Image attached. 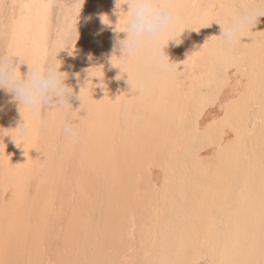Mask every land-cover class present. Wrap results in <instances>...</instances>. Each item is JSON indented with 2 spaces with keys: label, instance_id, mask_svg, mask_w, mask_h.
<instances>
[{
  "label": "bare ground",
  "instance_id": "6f19581e",
  "mask_svg": "<svg viewBox=\"0 0 264 264\" xmlns=\"http://www.w3.org/2000/svg\"><path fill=\"white\" fill-rule=\"evenodd\" d=\"M62 2L0 0V40L6 42L7 32V42L20 49L34 40L31 54L37 62L48 59L64 39L72 41L70 48L56 53L57 70L64 74L65 85L72 89L67 102L80 116L79 135L74 142L65 139L55 127L39 134L35 131L23 134L16 129L23 124L16 94L0 88V223L6 221L22 242L31 243L39 233L46 245L59 235L61 246L102 247L112 239L114 214L124 183L121 169L125 156L134 150H146L148 154H157L155 166L150 171L147 164L138 167L134 192L128 195H135L141 205L151 199L154 206L164 209L160 227L171 230L181 259L189 264H211V243L222 239L225 232L232 240L243 238L250 220L244 189L250 161L244 158V139L223 152L218 140L202 150L199 145H189L179 118L185 108V97L192 93L188 88L178 89L163 72L154 79L145 78L144 65L153 48L145 49L121 70L111 62L114 55H121L120 41L127 35L118 26L120 12H126L128 5L117 8V0H89L85 15L71 27L73 12ZM169 3L217 5L207 11L218 14L224 23L231 25L233 10L219 5L259 4V0H169ZM41 4H51L52 8L21 7ZM178 12L181 19L178 33L183 31L167 42L162 53L170 64L177 66V71H183L184 62L188 61L191 78L193 58L197 64L209 67L219 61L222 45L212 37L220 36L222 29L215 20L207 26L199 22L205 19L204 10L196 14L183 9ZM38 15L47 17L43 36L34 30ZM251 31V37L245 35L232 46L235 49L232 57L247 72L238 77L235 70H230L231 85L222 96L225 102L237 101L233 109L241 114L242 137L247 97L234 94V90L238 87L237 80L247 84L251 78L254 84L258 83L261 60L258 33H264V15L256 18ZM41 40H46V45ZM13 63L19 64L22 74L27 72V64L20 63L19 58H13ZM94 67L101 69L102 77L89 76L88 69ZM129 80L143 86V99L133 97L139 92ZM204 80L193 81L192 89H198ZM81 89L85 96L81 107L86 111L80 107ZM246 91L239 88L241 94ZM213 114L222 115L219 107L205 113L201 127ZM29 118L32 119L30 114ZM46 118L58 120L59 116ZM233 139L231 132L226 133L224 144ZM234 177L239 179V187L232 185ZM153 184H159L162 189L158 201L152 193ZM108 187H111V205L104 195ZM165 193L167 203L163 198ZM237 211L238 216L233 214ZM156 225L155 214L146 211L144 220L137 222L136 242L125 240V243L132 244L138 253L141 227L152 228L155 233ZM145 237L148 238L147 231Z\"/></svg>",
  "mask_w": 264,
  "mask_h": 264
},
{
  "label": "snow or ice",
  "instance_id": "6c2138e0",
  "mask_svg": "<svg viewBox=\"0 0 264 264\" xmlns=\"http://www.w3.org/2000/svg\"><path fill=\"white\" fill-rule=\"evenodd\" d=\"M13 8L16 5L12 6ZM23 8L35 7L38 9H51V4L41 5H23ZM169 7L176 15V29L178 34V26L181 25V19L178 10H191L194 14L200 10H204L205 19L199 21L207 26L212 20H215L224 27V22L218 14H213L209 9H215L217 5H204L197 3L188 4H171ZM220 8L229 7L233 10L234 22L232 24V33L237 37L238 44L240 38L247 35L251 37V28L256 18L264 15V4H241V5H219ZM243 9V11H237ZM105 22L107 17L104 18ZM47 17L37 16L34 30L41 36L45 33V25ZM120 22L118 29L122 27ZM261 39L260 51V73L258 83L254 84L251 78L248 83L243 84L237 80V89L234 94L243 95L247 98L244 101L245 127L243 137L239 122L241 114L234 111L233 105L237 103L235 100L223 101L222 96L227 88L231 85L230 70H235L236 76H240L243 69L239 61L232 57L234 48L225 49L223 46L219 50V61L214 62L210 67L207 64H197L195 58L191 63V78H189V63L184 62L183 71H177L175 64H170L166 56L158 53L159 45L153 47L149 59L144 65V75L148 80L154 79L157 73H165L172 81L173 85L179 88H188L189 96L185 97V108L180 115V126L184 136L187 138L188 144L199 145L201 150L203 146L210 142L215 144L219 141L221 152L233 145H238L244 139L242 145L244 158L250 161L248 174L244 180V189L247 192V214L250 217L248 226L245 230L243 238L232 240L227 232L224 233L222 239H217L211 243L213 258L211 264H264V33H258ZM218 37H212L217 40ZM5 41L9 49L22 60H27L29 64L37 62L31 54V47L35 41L26 43L23 49L15 48L7 42V32H5ZM46 45V40L40 41ZM207 42L204 48L207 49ZM247 48L249 45H243ZM198 56L202 57V53L198 52ZM47 60V57L43 63ZM131 62L127 65H130ZM157 64L160 68H157ZM197 72L200 75H196ZM207 73V79L204 80V73ZM130 74V73H129ZM204 80L198 89H192V82ZM133 89L138 90L139 96L143 99L144 88L140 84L129 80ZM243 87L247 91L244 94L239 92V88ZM82 105L85 104L84 90L81 89ZM219 107L222 115H210L207 123L201 127L200 120L209 109ZM23 111V110H22ZM32 117V116H31ZM25 120L28 121L32 131L40 133V124L37 119L29 118L25 114ZM165 122L167 117L165 116ZM17 131H20L17 129ZM172 131L169 124V132ZM231 132L234 139L227 145L224 144V136ZM39 151V150H38ZM249 153H252L250 156ZM157 158L156 153L148 154L144 151H133L126 154L124 167L121 169L123 173L124 183L122 184V195L116 205L114 214V229L112 239L106 242L104 246L95 244L90 247L83 246H61L58 241L61 237L57 235L52 243L45 244L40 234L33 236L31 243L22 242L17 235L8 227L6 221L0 223V264H189L186 259H181L180 251L177 247V241L171 235L170 229H161L159 221L164 215V209L154 206L151 199L146 200L144 205L135 195H128L134 192L136 186V173L138 167L147 164L150 171L155 166ZM238 178H233L232 185L239 187ZM152 193L158 201L161 197V186L153 184ZM109 205L112 204L111 187L106 188L104 193ZM167 203V193L163 196ZM154 213L157 219L156 231L153 233L152 228L141 227L139 252L132 246L136 242L137 222L144 220L145 212ZM239 215L238 211L233 213ZM127 222V232L125 234V223ZM145 231L148 232V238L145 237ZM125 240L131 241L132 244H126ZM159 241V243H158ZM171 241V242H170ZM105 249L107 251H105Z\"/></svg>",
  "mask_w": 264,
  "mask_h": 264
},
{
  "label": "clouds",
  "instance_id": "9594fccd",
  "mask_svg": "<svg viewBox=\"0 0 264 264\" xmlns=\"http://www.w3.org/2000/svg\"><path fill=\"white\" fill-rule=\"evenodd\" d=\"M124 4L128 5V10L120 12L119 22L122 21L123 24L119 30L127 35L120 41L121 55H114L111 58L112 64L120 70L147 48L159 45L158 53H162L167 42L178 37L183 31L177 34L176 15L169 7L171 5L169 0H117V8ZM259 4H264V0H259ZM215 37L219 38L225 49L231 48L237 42V37L232 33V24L224 23L222 34ZM71 46L72 41L64 39L45 62L29 64L27 60H22L14 54L6 42L0 40V88L15 92L23 117L22 126L16 129L23 134L32 131L28 121L25 120V114H30L39 121L41 131L55 127L69 141L74 142L78 138L80 116L77 115L78 110H73L71 104L67 102V96L71 94L72 89L65 85L64 74L57 70L56 60V53L59 50ZM13 58H19L20 63L27 64L26 73H21L19 64H14ZM156 66L160 68L159 64ZM97 71L99 75L96 74ZM88 73L91 77L103 76L99 67L88 69ZM50 103L51 108H49ZM54 115L59 116V119L46 118Z\"/></svg>",
  "mask_w": 264,
  "mask_h": 264
},
{
  "label": "rangeland",
  "instance_id": "374dc122",
  "mask_svg": "<svg viewBox=\"0 0 264 264\" xmlns=\"http://www.w3.org/2000/svg\"><path fill=\"white\" fill-rule=\"evenodd\" d=\"M76 1V0H75ZM74 0H63L62 5H66L72 12L73 15L69 21L71 27L76 23H79L82 17L85 15L89 0H77L78 4L75 5ZM67 3V4H66Z\"/></svg>",
  "mask_w": 264,
  "mask_h": 264
}]
</instances>
